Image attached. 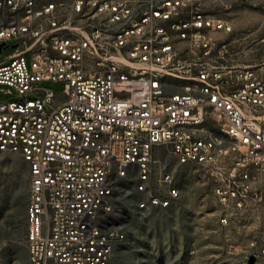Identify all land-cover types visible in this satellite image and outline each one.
<instances>
[{"label":"built area","instance_id":"1","mask_svg":"<svg viewBox=\"0 0 264 264\" xmlns=\"http://www.w3.org/2000/svg\"><path fill=\"white\" fill-rule=\"evenodd\" d=\"M252 0H0V153L28 166V264H112L113 200L131 174L137 209H168L153 152L212 184L218 222L249 223L240 264H264V30ZM14 42L13 45H8ZM64 84L63 93L41 82ZM40 93L32 99L31 95Z\"/></svg>","mask_w":264,"mask_h":264},{"label":"rangeland","instance_id":"2","mask_svg":"<svg viewBox=\"0 0 264 264\" xmlns=\"http://www.w3.org/2000/svg\"><path fill=\"white\" fill-rule=\"evenodd\" d=\"M264 7V0H252ZM240 30H264V10L244 4L233 14ZM9 42L8 45H13ZM13 53L0 54V66ZM41 90L60 96L64 84L41 82ZM0 85V102L17 98L14 91ZM40 93L31 95L32 99ZM151 184L159 187L163 174L170 172L181 196L170 208L139 211L133 174L119 186L113 200L112 222L125 237L114 243L112 264H240L246 244L254 235L249 223L238 220L230 227L218 222V205L212 184L192 166H178L163 148L153 152ZM30 177L27 164L16 154L0 153V264H28L26 242Z\"/></svg>","mask_w":264,"mask_h":264},{"label":"water","instance_id":"3","mask_svg":"<svg viewBox=\"0 0 264 264\" xmlns=\"http://www.w3.org/2000/svg\"><path fill=\"white\" fill-rule=\"evenodd\" d=\"M0 48H1V46H0ZM0 52H1V49H0Z\"/></svg>","mask_w":264,"mask_h":264}]
</instances>
